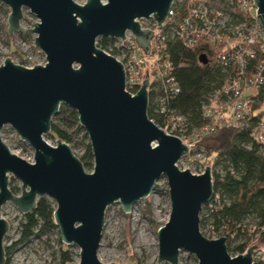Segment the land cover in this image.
Wrapping results in <instances>:
<instances>
[{
  "label": "water",
  "instance_id": "95a60500",
  "mask_svg": "<svg viewBox=\"0 0 264 264\" xmlns=\"http://www.w3.org/2000/svg\"><path fill=\"white\" fill-rule=\"evenodd\" d=\"M10 9L8 33L23 29V10L32 24L34 47L45 66L24 68L6 58L0 66V133L10 126L34 151V164L14 155L0 137V264H5L4 241L9 223L2 209L12 204L21 215L32 212L38 200L54 202L55 227L60 241L79 249L78 264H103L98 250L106 210L116 203L125 214L147 199L165 178L170 200L167 224L157 232V264H179L181 253L198 264H253L255 247L231 257L226 239L210 240L200 231L202 207L213 198L211 169L193 175L177 167L187 153L181 141L167 135L148 118L146 80L135 96L125 91L123 67L96 48L99 39L123 40L130 31L147 54L151 32L138 21L154 19L161 26L174 0H0ZM257 21L264 29V0H253ZM202 65L208 63L199 56ZM61 105L74 110L88 137L94 158L93 173L64 142L45 141L51 120ZM21 183L20 195L9 179Z\"/></svg>",
  "mask_w": 264,
  "mask_h": 264
},
{
  "label": "trees",
  "instance_id": "16d2710c",
  "mask_svg": "<svg viewBox=\"0 0 264 264\" xmlns=\"http://www.w3.org/2000/svg\"><path fill=\"white\" fill-rule=\"evenodd\" d=\"M207 5L224 12L237 23L245 17L250 18L247 11L228 7L224 0H211ZM183 11L176 19L182 20L188 16L186 10ZM113 43L114 40L104 38L97 41L102 49ZM227 50L225 45L213 48L207 44L191 49L178 39H169L166 55L173 66V76L179 92L169 98L163 95L158 110L161 107L164 112L149 107L148 118L164 129L168 115L183 117L189 134L194 128L201 127L204 124L203 105L208 103L211 94L226 81L223 65L210 62ZM200 55L208 58L206 65L200 64ZM254 109L257 114L254 121L258 122L260 118H264V87ZM79 136L81 138L76 144L84 147L80 161L84 169H91L94 158L88 137L79 126L78 115L74 110L61 105L58 114L51 120L50 133L45 138L70 145ZM210 141L216 148L210 147ZM201 143L210 152L208 157L214 158V167L218 169L212 173L213 198L202 207L200 213L202 235L205 236L204 229L208 228L219 238L224 237L231 257L245 254L254 243L264 246V154L252 136L251 128L224 127L205 137ZM11 191L15 194L12 189ZM55 209L54 202L44 198L37 201L32 212L21 215L20 236L14 247L55 229ZM9 251L10 248H5V264H11L7 259ZM61 263H72L69 251H62ZM253 264H264V261L255 260Z\"/></svg>",
  "mask_w": 264,
  "mask_h": 264
},
{
  "label": "built area",
  "instance_id": "2783aa9c",
  "mask_svg": "<svg viewBox=\"0 0 264 264\" xmlns=\"http://www.w3.org/2000/svg\"><path fill=\"white\" fill-rule=\"evenodd\" d=\"M224 1L228 7L247 11L250 18L234 22L229 15L209 7L207 3L211 0H174L161 26L154 19L138 21L142 31L152 34L147 54L138 47L130 31L126 32L125 39L114 40L113 44L103 49L98 46V40L95 45L122 65L125 91L132 97L145 82L147 72L148 109L151 107L154 110H158L163 95L169 98L179 92L173 66L166 55L169 39H178L191 49L202 44L213 48L225 45L228 48L210 62L223 65L226 81L203 105L204 124L189 134L185 118L168 115L162 129L167 135L178 138L187 149L177 167L184 161L194 168L195 175H202L206 167L211 169V174L218 170L214 167L213 157L206 162H198V157L204 154L200 146L202 140L224 127L251 128L252 136L264 154V118L254 121L257 117L254 106L264 87V29L258 24L253 0ZM184 9L188 16L182 20L176 19ZM159 112L163 113L164 110L160 107Z\"/></svg>",
  "mask_w": 264,
  "mask_h": 264
},
{
  "label": "rangeland",
  "instance_id": "374dc122",
  "mask_svg": "<svg viewBox=\"0 0 264 264\" xmlns=\"http://www.w3.org/2000/svg\"><path fill=\"white\" fill-rule=\"evenodd\" d=\"M77 5L83 6L87 0H73ZM10 9L0 1V66L8 58L18 66L33 68L45 66V55L34 47L35 35L26 30H33V23L38 20L28 10H23V19L20 26L21 32L10 35L8 33V17ZM24 61V62H23ZM24 64V65H23ZM1 140L17 157L29 164H34V151L15 134L10 126H5L0 133ZM79 136L69 147L79 160L84 154V147L76 144ZM51 147H56L57 140L44 138ZM210 147L216 148L211 141ZM208 145V146H209ZM204 154L198 157V162H206L211 157L204 144L200 143ZM210 161V160H209ZM94 163V162H93ZM189 164V163H188ZM179 170H188L195 175V170L187 163L181 162ZM85 173L92 174L91 169H84ZM9 188L16 195H20L21 183L13 178L9 179ZM50 200V199H49ZM2 217L9 223V230L5 237L4 248H10L7 259L11 264H62V251H69L71 264L79 263V249L75 246H66L60 241L57 228L48 233L40 234L29 242L14 247L20 236L21 214L12 204H6L2 209ZM170 215V200L167 181L163 177L156 185L155 191L144 200H140L129 214L122 211L119 203L106 210L102 238L98 250V259L103 264H157L159 247L157 232L164 227ZM204 235L210 240L219 237L210 234L209 229H204ZM253 261H264V246L254 243ZM166 264V263H161ZM179 264H198L193 255L184 252L180 254Z\"/></svg>",
  "mask_w": 264,
  "mask_h": 264
}]
</instances>
